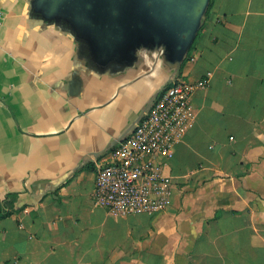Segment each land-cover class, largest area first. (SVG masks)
<instances>
[{
  "label": "crops",
  "instance_id": "1",
  "mask_svg": "<svg viewBox=\"0 0 264 264\" xmlns=\"http://www.w3.org/2000/svg\"><path fill=\"white\" fill-rule=\"evenodd\" d=\"M0 9V200L21 207L0 215V264H264V0H210L181 74L208 83L162 167L170 195L128 216L94 203V160L171 73L149 53L96 72L29 0Z\"/></svg>",
  "mask_w": 264,
  "mask_h": 264
},
{
  "label": "water",
  "instance_id": "2",
  "mask_svg": "<svg viewBox=\"0 0 264 264\" xmlns=\"http://www.w3.org/2000/svg\"><path fill=\"white\" fill-rule=\"evenodd\" d=\"M210 0H29L30 15L54 25L77 44L96 72L135 66L155 55L176 78ZM135 126V125H134Z\"/></svg>",
  "mask_w": 264,
  "mask_h": 264
},
{
  "label": "built area",
  "instance_id": "3",
  "mask_svg": "<svg viewBox=\"0 0 264 264\" xmlns=\"http://www.w3.org/2000/svg\"><path fill=\"white\" fill-rule=\"evenodd\" d=\"M4 14L0 9V31ZM181 76L166 85L131 133L94 160L93 201L117 216L153 214L165 207L171 178L163 173L175 143L194 119L192 95L207 86Z\"/></svg>",
  "mask_w": 264,
  "mask_h": 264
},
{
  "label": "trees",
  "instance_id": "4",
  "mask_svg": "<svg viewBox=\"0 0 264 264\" xmlns=\"http://www.w3.org/2000/svg\"><path fill=\"white\" fill-rule=\"evenodd\" d=\"M209 7H210V3H209V6L207 8V11L205 13V16L208 13ZM194 41H195V39H194ZM193 44H194V42L192 43L191 47L189 48V51L187 53L186 58L181 63L180 67L178 68V71H177V74H176L177 77L181 76V74H182V70H183L184 63L186 62V60L188 58L189 52L192 49ZM16 199H17V194L16 193H9V194L6 195V197L3 200H0V215H7V214H9L10 213V210L9 209L19 210L21 207H18V208L15 207L14 208V202L16 201ZM6 208H7V210H5Z\"/></svg>",
  "mask_w": 264,
  "mask_h": 264
}]
</instances>
